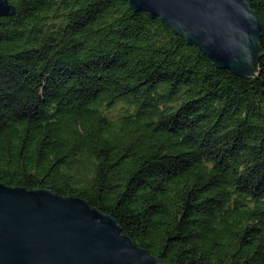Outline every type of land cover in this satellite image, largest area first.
<instances>
[{
  "label": "trees",
  "instance_id": "obj_1",
  "mask_svg": "<svg viewBox=\"0 0 264 264\" xmlns=\"http://www.w3.org/2000/svg\"><path fill=\"white\" fill-rule=\"evenodd\" d=\"M9 3L0 183L82 198L165 264H264V54L244 79L125 0Z\"/></svg>",
  "mask_w": 264,
  "mask_h": 264
},
{
  "label": "water",
  "instance_id": "obj_2",
  "mask_svg": "<svg viewBox=\"0 0 264 264\" xmlns=\"http://www.w3.org/2000/svg\"><path fill=\"white\" fill-rule=\"evenodd\" d=\"M160 18L219 68L258 78L262 24L249 0H125ZM17 9L0 0V21ZM0 264H165L79 197L0 183Z\"/></svg>",
  "mask_w": 264,
  "mask_h": 264
}]
</instances>
